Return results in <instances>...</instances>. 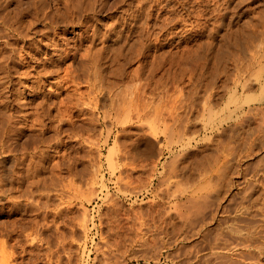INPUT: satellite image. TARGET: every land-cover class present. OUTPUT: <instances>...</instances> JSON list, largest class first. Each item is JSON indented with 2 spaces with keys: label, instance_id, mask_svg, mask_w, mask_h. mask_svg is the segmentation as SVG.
<instances>
[{
  "label": "rangeland",
  "instance_id": "obj_1",
  "mask_svg": "<svg viewBox=\"0 0 264 264\" xmlns=\"http://www.w3.org/2000/svg\"><path fill=\"white\" fill-rule=\"evenodd\" d=\"M30 2L31 0H0V15L8 14L12 21L13 19L18 20L25 12V8L31 4ZM27 3L28 5H26ZM54 7L50 8L51 14L57 13L56 7L61 8L55 16L59 23H62L63 29L66 28V34L60 31V37L66 42L68 40L69 44L73 46L80 39L82 31L79 27L74 26L75 24L66 22L65 19L59 17L65 12L61 6H56V10ZM149 23L150 31L144 29L143 32L139 29L143 36L149 37V42L146 41L151 45L149 54L134 57L135 54H129L127 51L124 52L126 57L117 55V57L119 56L117 58V77L111 75L112 67H106V70L103 68L107 84L108 81L115 83L112 88L113 94H115L112 96L114 98L117 96L115 98V103L118 104L117 121L113 120L112 123L108 121L105 126H98L96 132H93L92 125L87 122L83 127L75 129L74 132L79 134L72 133L67 137L66 134H63L64 140L69 141L67 149L53 147L52 160L48 162L51 165L54 163L60 165L61 162H64L63 157L67 150L68 157H71L68 164H73L72 172L66 170L69 167L67 164H64L65 166L61 164V171V167L53 170L54 177L58 178L55 179L57 180L55 182L58 183H55L57 187L55 186L49 192V200L40 196L41 191L28 201L22 199L23 207L20 210L16 209L13 197L20 199V193L27 191V187L30 189V181H23L22 184L17 183L13 187L16 191L13 193L14 195L8 192L6 196L3 195L0 198V260L3 264L7 261L10 264H106L107 260V262H113L112 264H264V114L260 111L258 113L252 111L254 115L248 112L250 108H264V105H260L258 102L264 97V80L258 75L264 66V59L261 61V58L258 57L264 54V0H164L163 3L154 6L153 17ZM159 24L160 27H158ZM246 26L251 27L250 31L258 34L259 38L256 37L255 40L248 41L243 52L236 51L237 55L234 57L230 58L226 55L227 60L224 59L226 61L220 60L217 53L222 50L223 43H225L222 40L224 34L231 30L233 32L243 31ZM93 27L95 28V26ZM93 27L91 29H94ZM91 29H89V34L93 33ZM135 30L130 28L129 32H131L128 34L131 35L127 37L128 39L124 37L121 41H117V44H124L125 40L127 43L135 42L137 40ZM5 35L4 39L0 38V41L5 38L7 40L9 38L11 42L15 40L12 35L8 36L7 33ZM90 41L91 39L88 42L83 41V47L75 61L70 59L62 66L60 77L65 75L63 71L67 65L77 66L79 60L82 59L81 55L86 54L84 50L90 45ZM2 47L4 46L0 44V49ZM8 48L10 49L7 52L9 55L12 48L11 46ZM15 48L16 56L13 59L14 62H17L20 57V51H18L20 46ZM190 49L196 51L190 55ZM197 51L198 53H196ZM2 54H0L1 61L3 60L2 56L7 55ZM42 56L44 55L39 56L41 60L44 58ZM252 57H256L255 60L253 59L254 62ZM1 61L0 67L2 64L4 66ZM9 63L12 69L9 73L12 78L10 76L9 78L15 85L13 102L20 98L21 106L19 107L25 110L27 104L34 100L30 88L31 82L34 80L32 75L35 72L28 70L31 68L28 64L14 68L10 59ZM261 64L263 65L261 66ZM180 65L185 66L181 67ZM223 68L225 69L223 70ZM4 71L3 73L0 71V75L3 74L5 77ZM25 72L29 73L31 77ZM25 75L27 76L25 77ZM238 75L239 78L241 77L240 79L242 76L251 79L252 82L249 83L248 88H243V85L237 80ZM252 75L254 76L252 77ZM22 76L24 77L21 78ZM26 78L27 80H25ZM55 80H59V78L49 77L45 80V93L47 91L51 94L53 91L52 95H54L51 96L50 101L60 99L56 97L60 95V90L57 85L54 86ZM21 81L22 83H20ZM0 85V96L2 97L4 94L2 92L8 85L5 83ZM82 85L85 87V89L82 88V92H88V84L83 82ZM29 86L30 88H28ZM105 86L107 85L105 84ZM224 91L226 92L224 93ZM142 92L146 93L143 95ZM62 95L65 94H61V97H63ZM136 96L139 98L140 104L148 101L152 112L162 106L165 109L164 116L168 115L171 109L174 112L177 111L182 118V124L179 126L181 132L184 133L185 123L189 124H187L189 131L186 133L185 130L186 134H173L170 128L169 133L159 136V140L157 139L159 142L155 141L152 153L148 151L143 142L139 144L138 150L136 140L141 134L146 132L148 138L153 139L154 136L149 128L153 126L156 115L152 113L153 120L148 117V119L145 118V121L142 120L143 123L138 121L135 114H130L131 111L128 109L135 108V106L131 108L130 105L131 103L136 104V101L133 100ZM107 99L108 96L102 100L103 103H106ZM244 99L246 101L243 102ZM249 101L250 104H247ZM36 102H41V99H36L33 105L37 104ZM33 105L30 106L33 107ZM30 106L29 108H31ZM201 106L205 109L203 110ZM242 106H245V110L240 109ZM120 107L122 108L120 109ZM0 110H2L1 105ZM245 111L246 114H244ZM128 112L129 114H127ZM53 113L55 114V112ZM53 113L51 114L54 115ZM169 116H166L167 123L171 127L174 124L172 117ZM124 118L126 119L124 120ZM149 121H151V125ZM84 129L88 132L82 133ZM26 132L20 134V137L16 136V139L14 137L15 140H13L17 143L20 151L24 149L23 147H29L31 150L36 135L39 134L38 132ZM169 134L173 138L172 140ZM51 136H54L52 132L43 134L46 139ZM79 142L81 144H78ZM53 143L54 141L51 146ZM112 147H114L113 150ZM160 151L163 156L158 160ZM208 158L209 160H207ZM79 159H82L81 163ZM112 160L114 161L113 166ZM7 167L9 164L6 165ZM114 167L115 169H113ZM51 171L52 169L45 171L41 176L44 178L41 179L49 181ZM80 177L83 179L80 180ZM10 187L7 186L6 189ZM199 189H201L200 192ZM192 197L193 199H190ZM36 200L37 202H35ZM198 204L200 207L197 206ZM211 217H213L212 220ZM5 253L7 256L4 255ZM206 259L207 261H204Z\"/></svg>",
  "mask_w": 264,
  "mask_h": 264
},
{
  "label": "bare ground",
  "instance_id": "obj_2",
  "mask_svg": "<svg viewBox=\"0 0 264 264\" xmlns=\"http://www.w3.org/2000/svg\"><path fill=\"white\" fill-rule=\"evenodd\" d=\"M153 1V2H152ZM164 1V0H163ZM162 0H31V4L25 8V12L21 14L20 19H13V21L9 18L10 16L7 15H0V38L5 37V33L9 35H12L15 40L11 42V40L8 38V40L5 38V40L0 41V44L3 45L2 49H0V54L5 55L10 50L8 47L11 46V54H7L6 56H2V59L0 60L1 63H4V66L0 67V71L3 73V71L6 73L5 77L2 75V80L0 84H7L4 88V93L2 97L0 96V105L2 107V110H0V198L4 195L6 196L9 192L10 194L14 195L13 193H16L14 190V186L18 183L22 184L23 181H30V189L28 186V183L26 184L28 190L25 192L20 193V199L17 197L13 200V203L16 207V209H21L23 207V201L22 199H25L28 201V199L33 198L36 194H39L41 191L40 196L46 197L47 200L50 199V193L51 190L57 185L58 182H55L58 179L54 177L55 172L54 169H60L61 164L65 166L64 164H67L69 167L66 168L68 172H72L71 164H68L70 162V158L68 157V151L66 150L64 154H66L63 158L64 162L59 164L51 165L49 164L52 160V151L53 147H59V148H65L67 149V146L69 144V141L66 142L64 140V135L66 134V137L69 136L68 134H79L78 132H74L75 129L83 127L85 123L89 122V125H92L93 132L97 130V127H103L107 124V122H113V120L117 121V105L115 103V98L117 96H112L113 94V84L111 81H106L103 68L106 67H112L111 68V75L113 77H117V58L119 56H125L126 53L129 52V54L134 55V57H139L141 55H147L148 52L151 50V45L147 44L146 41L149 42L148 36H143V34L140 32V30L149 29V22L151 21V18L153 17V11L154 6L157 4L163 3ZM240 1V0H239ZM220 2V1H219ZM153 3V4H152ZM169 3V2H168ZM2 4V3H1ZM25 4V3H24ZM21 5V4H20ZM28 5V3L26 4ZM165 5V4H163ZM51 6H61L65 12L61 14L59 17L61 19H65L66 22H71L72 24H75L74 26H77L80 28V39L78 42H75L72 46L70 45L68 40L67 42L64 41L60 37V33L63 32V34H66V28L63 29V26L59 23L57 17L55 15L58 14L59 10L61 8H57V13L54 15L51 14ZM21 7V6H20ZM54 7V8H55ZM161 7V6H160ZM22 8V7H21ZM55 8V10H56ZM162 8V7H161ZM160 8V9H161ZM164 8V6H163ZM175 8V6H174ZM263 8V7H262ZM18 9V8H17ZM158 9V10H160ZM54 10V11H55ZM163 10V9H162ZM234 10V9H233ZM226 11V10H225ZM159 12V11H158ZM157 12V15H159ZM216 12V11H215ZM4 13V12H2ZM8 13V12H7ZM179 14V13H178ZM236 15V14H234ZM9 16V17H8ZM179 16V15H178ZM177 16V17H178ZM182 16V15H181ZM20 17V16H19ZM161 17V16H160ZM160 17H158L160 19ZM164 17V16H163ZM187 18V16H185ZM254 17V16H253ZM17 18V17H16ZM154 18H156L154 16ZM157 18V19H158ZM199 18V17H198ZM202 18V17H201ZM178 19V18H177ZM176 19V20H177ZM259 19V18H258ZM162 20V19H161ZM164 20V19H163ZM166 20V19H165ZM180 20V19H179ZM157 22V21H156ZM171 22V21H170ZM181 22V21H180ZM262 22V21H261ZM159 23V22H158ZM156 23V24H158ZM161 23V22H160ZM191 23V22H190ZM155 24V23H154ZM163 24V23H162ZM161 24V25H162ZM68 25V24H67ZM66 25V26H67ZM222 25V24H221ZM95 26V28L93 27ZM164 26V24H163ZM250 26V25H249ZM246 26V28L243 31H232L229 33L224 34V38L222 40L225 41L223 43L222 50L218 52V56L223 61H226L227 59L225 56L228 57H234L237 55L236 51H241L246 48V43L248 41H253L256 39L257 35L254 33V31H250L251 27ZM93 27L94 29H91ZM139 27V28H138ZM155 27H157L155 25ZM160 27V24L159 26ZM165 27V26H164ZM40 28V29H39ZM134 30V32L137 37V40L133 43H127L125 40L124 44H117V41H121L124 39V37H129L131 34H128L129 30ZM222 28V26H221ZM63 29V30H62ZM89 29L93 33L89 34ZM140 29V30H139ZM185 29V28H184ZM232 29V28H231ZM183 30V29H181ZM204 30V29H203ZM234 30V29H233ZM241 30V29H240ZM61 31V32H60ZM147 31V30H146ZM150 31V29L148 30ZM147 31V32H148ZM180 31V30H179ZM257 31V30H256ZM131 32V31H130ZM129 32V33H130ZM146 32V33H147ZM152 32V31H151ZM186 32V31H185ZM225 32V31H224ZM228 32V31H227ZM159 33V32H158ZM170 33V32H169ZM259 33V32H258ZM155 34V33H154ZM160 34V33H159ZM171 34V33H170ZM260 34V33H259ZM5 35V36H4ZM155 36V35H154ZM260 36V35H259ZM11 37V38H13ZM146 37V38H145ZM172 37V36H171ZM210 37V36H209ZM158 39V36L156 37ZM259 37H257L258 39ZM4 39V38H3ZM76 39V38H75ZM91 39L90 45L85 48L84 51H86L85 55H81V58L79 62L77 63V66L75 67L74 64L72 65H65L66 69L64 68L65 75L60 77V74L62 73V66L69 61L70 59H74V61L77 59L79 55V51L83 47V41L88 42V40ZM128 39V38H127ZM152 39V38H151ZM1 40V39H0ZM77 40V39H76ZM185 40V39H184ZM124 41V40H123ZM170 42V41H169ZM198 44V43H197ZM205 44V43H204ZM20 46V48H19ZM98 46V47H97ZM248 46V45H247ZM18 47L20 51V57L19 61L14 62L13 57L16 56V48ZM187 47V45H186ZM202 47V45H201ZM255 47V46H254ZM258 47V46H257ZM176 48V47H175ZM9 49V50H8ZM36 49V51H35ZM178 49V48H177ZM184 49V48H183ZM192 49V48H191ZM189 51V54L193 53L191 50ZM188 50V49H185ZM248 50V49H247ZM253 50V49H252ZM264 50V49H263ZM4 51V52H3ZM175 51V50H173ZM181 51V50H180ZM199 51V50H198ZM198 51L196 53H198ZM156 52V51H155ZM163 52V51H161ZM177 52V51H176ZM217 52V51H216ZM252 52V51H251ZM84 53V52H83ZM82 54V53H81ZM159 54V53H158ZM186 54H188L186 52ZM252 54V53H251ZM44 55L42 57V60L39 58V56ZM117 55H119L117 57ZM154 55V54H153ZM264 55V54H263ZM258 56L261 61L264 59V56ZM1 56V55H0ZM162 56V54H161ZM182 56V54H181ZM184 56V55H183ZM187 56V55H186ZM198 56V55H197ZM25 57V58H24ZM126 57V56H125ZM80 58V57H79ZM131 58V55H130ZM146 58V57H145ZM156 58V57H155ZM188 58V57H187ZM204 58V57H203ZM207 58V57H206ZM217 59L218 57H214ZM1 59V58H0ZM10 62L13 64L12 67H20V65L28 64L31 68L28 70H31L34 73L32 75V78L34 79L28 88L32 89L33 92V102H29L27 104V109H22L20 98L14 100L13 102V96H15L14 93V84L11 82L9 75L10 71L12 69L10 68ZM17 59V58H16ZM15 59V60H16ZM124 59V58H123ZM126 59V58H125ZM135 59V58H133ZM176 59V58H175ZM184 59V58H182ZM189 59V58H188ZM198 59V58H197ZM197 59H195L197 61ZM210 59V58H209ZM226 59V60H224ZM256 57H252V61ZM28 60V61H27ZM132 60V59H131ZM130 60V62H131ZM169 60V59H168ZM172 60V59H171ZM181 60V58H179ZM194 60V61H195ZM202 60V59H201ZM214 60V59H213ZM128 61V60H127ZM135 61V60H134ZM147 61V60H146ZM152 61V59H151ZM158 61V60H157ZM156 61V62H157ZM177 61V60H176ZM189 61V60H188ZM200 61V60H198ZM207 61H209L207 59ZM231 61V60H230ZM77 62V61H76ZM160 62V61H159ZM192 62V61H191ZM190 62V63H191ZM202 62V61H201ZM200 62V63H201ZM204 62V61H203ZM206 62V61H205ZM232 62V61H231ZM236 62V60H235ZM256 62V61H255ZM259 62V60H258ZM75 63V62H74ZM123 63V62H122ZM194 63V62H193ZM209 63V62H208ZM237 63V62H236ZM250 63V62H249ZM126 64V62H125ZM147 64V63H146ZM152 64V63H151ZM163 64V63H162ZM192 64V63H191ZM195 64V63H194ZM198 64V63H197ZM196 64V65H197ZM212 64V63H211ZM218 64H220L218 62ZM222 64V63H221ZM240 64V63H238ZM252 64V62L250 63ZM264 64V63H263ZM261 64V66L263 65ZM175 65V64H174ZM188 65V64H187ZM186 65V66H187ZM200 65V64H199ZM202 65V63H201ZM206 65V63H205ZM214 65V64H213ZM105 66V67H104ZM165 66V65H164ZM181 66V65H180ZM185 66V65H182ZM181 66V67H182ZM195 66V65H194ZM223 66V65H221ZM241 66V65H240ZM246 66V65H245ZM115 67V68H114ZM155 67V66H154ZM153 67V69H154ZM207 67V66H205ZM252 67V66H251ZM13 68V69H14ZM208 68V67H207ZM213 68V67H212ZM248 68V67H247ZM186 69V68H185ZM191 67L189 68V70ZM197 69V68H196ZM195 69V70H196ZM225 68H223L224 70ZM250 69V68H249ZM261 69V68H260ZM243 70V69H242ZM16 71V70H15ZM141 71V70H140ZM158 71V70H157ZM188 71V70H187ZM193 71V70H191ZM229 71V70H228ZM252 71V70H251ZM256 71V70H255ZM258 71V70H257ZM30 72V71H29ZM153 72V70H152ZM168 72V71H167ZM166 72V73H167ZM181 72V71H180ZM179 72V73H180ZM190 72V71H189ZM201 72V71H200ZM210 72V71H209ZM217 72V71H216ZM224 72V71H223ZM230 72V71H229ZM234 72V71H233ZM253 72V71H252ZM259 72V71H258ZM259 78L264 80V66L262 70H260ZM4 73V74H5ZM26 73V72H25ZM32 73V72H31ZM109 73V72H108ZM139 73V72H138ZM192 73V72H191ZM190 73V75H191ZM240 73V72H239ZM24 74V73H23ZM27 74V73H26ZM119 74V73H118ZM125 74V73H124ZM155 74V73H154ZM201 74V73H200ZM199 74V75H200ZM231 74V72H230ZM233 74V73H232ZM0 75V76H1ZM29 75V73L27 74ZM25 75V77L27 76ZM120 75V74H119ZM180 75V74H179ZM189 75V74H188ZM194 75V74H193ZM249 75V74H248ZM256 75V74H255ZM30 76V75H29ZM109 76V75H108ZM174 76V75H173ZM177 76V75H176ZM202 76V75H201ZM220 76V75H218ZM242 76V75H241ZM254 75H252L253 77ZM22 76L21 78H23ZM31 77V76H30ZM49 77H56L59 78V80L54 81V86L57 85L58 89L60 90V95L56 96L58 100L54 99V101H50L51 94H49L47 91L45 93V83ZM181 77V76H180ZM183 77V76H182ZM181 77V78H182ZM189 77V76H188ZM239 82L243 85V88H248L251 84V79H242L239 78V75L237 76ZM249 77V76H248ZM251 77V76H250ZM249 77V78H250ZM12 78V77H11ZM29 78V79H32ZM93 78V80H92ZM202 78V77H201ZM257 78V77H256ZM20 79V78H19ZM159 79V78H158ZM157 79V80H158ZM260 79V81H262ZM27 80V78L25 79ZM177 80V79H176ZM182 80V79H180ZM197 80V79H196ZM236 80V81H237ZM245 80V81H244ZM259 80V79H258ZM4 81V82H3ZM167 81V80H166ZM173 81V80H172ZM195 81V80H194ZM199 81V80H198ZM226 81V80H225ZM228 81V80H227ZM259 81V82H260ZM84 83L88 84L89 90L88 92L83 93L82 88ZM93 82V83H92ZM158 82V81H156ZM161 82V81H160ZM159 82V83H160ZM238 82V81H237ZM238 82V83H239ZM22 83V81L20 82ZM173 83V82H172ZM175 83V82H174ZM197 83V82H196ZM199 83V82H198ZM204 83V82H203ZM250 83V84H249ZM52 84V85H53ZM105 84L107 86H105ZM117 84V83H116ZM192 84V82H191ZM195 84V83H194ZM4 85V86H5ZM162 85V83H161ZM188 85V84H187ZM264 85V83H263ZM1 86V85H0ZM51 86V85H50ZM53 86V87H54ZM56 86V87H57ZM86 86V85H85ZM158 86V85H157ZM169 86V85H167ZM201 86V85H200ZM256 86V85H255ZM27 87V86H26ZM117 87V86H116ZM145 87V86H144ZM150 87V86H149ZM156 87V86H155ZM175 87V86H174ZM197 87V86H196ZM214 87V86H213ZM50 88V87H49ZM108 88V89H107ZM141 88V87H140ZM139 88V89H140ZM182 88V87H181ZM199 88V87H198ZM237 88V87H236ZM85 89V87H84ZM143 89V88H142ZM141 89V90H142ZM153 89V88H152ZM157 89V88H156ZM160 89V87H159ZM189 89V88H188ZM203 89V88H202ZM218 89V88H217ZM167 90V89H166ZM177 90V89H176ZM180 90V88H179ZM178 90V91H179ZM227 90V89H226ZM2 91V90H1ZM137 91V90H136ZM144 91V89H143ZM158 91V90H157ZM201 91V90H200ZM219 91V90H218ZM120 92V91H119ZM126 92V91H124ZM153 92V91H152ZM156 92V91H155ZM154 92V93H155ZM163 92V91H162ZM181 92V91H180ZM194 92V91H193ZM204 92V91H203ZM223 92V91H222ZM226 91H224L225 93ZM1 93V92H0ZM63 97H61V94ZM128 93V92H127ZM126 93V94H127ZM144 92H142L143 94ZM146 93V92H145ZM144 93V94H145ZM160 93V92H159ZM196 93V92H195ZM223 93V94H224ZM120 94V93H119ZM140 94V93H139ZM143 94V95H144ZM153 94V93H152ZM175 94V93H174ZM208 94V93H207ZM218 94V93H217ZM122 95V94H121ZM130 95V94H129ZM161 95V94H160ZM170 95V94H169ZM178 95V94H177ZM176 95V97H177ZM184 95V94H183ZM182 95V96H183ZM196 95V94H195ZM108 96L107 102L103 103V99ZM152 96V95H151ZM150 96V97H151ZM180 97V99L182 98ZM206 96V95H205ZM50 97V98H49ZM122 97V96H121ZM139 97V96H138ZM141 97V96H140ZM143 97V96H142ZM141 97V98H142ZM174 97V96H173ZM222 97V96H221ZM216 98V97H215ZM219 98V97H218ZM232 98V97H231ZM230 98V99H231ZM36 99H41V102L34 104ZM53 99V98H52ZM120 99V98H119ZM122 99H124L122 97ZM136 99V100H135ZM133 99L136 101V104L131 103L130 107L133 108V110L128 109L131 111L130 114H135L138 121L143 122L145 121V118L152 119V113L156 115L154 117L156 120L153 122V126H151L149 129L151 131V134H153V139L148 138L146 132L144 134H141L139 136V139L137 141V147L139 150V144L143 142V144L146 145L148 151L152 153L153 148L155 147V141L157 142L159 140V136L167 134V132L172 129L173 134H186L187 131H189V128L187 127L188 123H185V126L182 133L179 126L182 124V118L180 116V113L178 114L177 111L174 112L173 109L169 110V117H172L173 119V126L170 127L169 123H167V117L168 115L164 116L165 109L157 108L155 112H152L151 105L147 101L145 103L140 104L139 98ZM162 99V98H161ZM174 99V98H173ZM176 99V98H175ZM187 99V97H186ZM192 99V98H191ZM56 100V101H55ZM121 100V99H120ZM157 100V99H156ZM171 100V99H170ZM169 100V101H170ZM253 100V99H252ZM23 102V100H21ZM39 101V100H38ZM132 101V102H134ZM151 101V100H150ZM166 101V100H165ZM246 101L245 99L243 102ZM131 102V101H130ZM129 102V103H130ZM174 102V101H173ZM179 102V101H178ZM194 102V101H193ZM260 102V105H264V97L258 100ZM100 103V105H99ZM157 103V102H155ZM168 103V102H167ZM195 103V102H194ZM203 103V102H202ZM230 103V102H229ZM102 104V105H101ZM162 104V103H161ZM183 104V103H182ZM206 104V103H205ZM250 104V101L247 103ZM30 105H33L30 106ZM123 105V104H122ZM159 105V104H158ZM29 106L31 108H29ZM154 106V105H153ZM157 106V105H156ZM174 106V105H172ZM200 106V105H199ZM204 106V105H203ZM128 107V106H127ZM129 107V108H130ZM187 107V106H186ZM190 107V106H189ZM193 107V106H192ZM245 106H242V110H245ZM21 108V109H20ZM26 108V107H25ZM122 107H120L121 109ZM155 108V107H154ZM165 108V107H164ZM180 108V106H179ZM202 108V106H201ZM228 108V107H227ZM250 108V107H249ZM248 108V109H249ZM119 109V108H118ZM182 109V108H181ZM193 110V108H191ZM190 109V110H191ZM203 109V108H202ZM205 109V108H204ZM203 109V110H204ZM125 110V109H124ZM176 110V109H175ZM123 111V110H122ZM167 111V110H166ZM202 111V110H201ZM254 111H260L264 114V108L260 109L257 108H250L249 113L254 115ZM55 112V114L53 113ZM124 112V111H123ZM187 112V111H186ZM210 112V111H208ZM212 112V111H211ZM53 113L54 115H52ZM121 113V112H120ZM125 113V112H124ZM184 113V112H183ZM129 114V112L127 113ZM126 114V117H127ZM167 114V112H166ZM188 114V113H187ZM232 114V113H230ZM246 114V111L245 113ZM260 114V113H259ZM189 115V114H188ZM133 116V115H132ZM246 117V115H244ZM249 116V115H248ZM262 116V115H261ZM120 117V116H119ZM129 117V115H128ZM131 117V116H130ZM188 117V116H187ZM227 117V116H226ZM250 117V116H249ZM248 117V118H249ZM123 118V117H121ZM199 118V117H198ZM236 118H238L236 116ZM251 118V117H250ZM256 118V117H255ZM126 118H124L125 120ZM130 119V118H129ZM133 119V118H132ZM247 119V118H246ZM120 120V119H119ZM153 120V119H152ZM187 120V118H186ZM194 120V119H193ZM226 120V119H225ZM243 120V119H242ZM132 121V120H131ZM147 121V120H146ZM245 121V120H244ZM264 121V119H263ZM121 122V120H120ZM124 122V121H123ZM127 122V121H126ZM130 122V121H129ZM151 121H149L150 123ZM190 122V121H188ZM200 122V121H199ZM80 123V124H79ZM115 123V122H114ZM144 123V122H143ZM146 123V122H145ZM121 124V123H120ZM205 124V123H204ZM241 124V123H240ZM116 125V124H115ZM151 125V123H150ZM177 125V126H175ZM189 125V124H188ZM257 125V124H256ZM142 126V125H141ZM147 126V124H146ZM175 126V127H174ZM261 126V125H260ZM66 127V128H65ZM87 127V126H86ZM92 127L90 129L92 130ZM112 127V126H111ZM204 127V126H203ZM136 128V127H135ZM110 130V128H109ZM145 130V128H144ZM147 130V129H146ZM186 130V133H185ZM196 130V129H195ZM31 131V133H39L36 135V140L33 142L32 149L29 150V147H21L23 150L20 151L18 148V145L15 141L16 136L20 137V134ZM98 131V130H97ZM123 131V130H122ZM191 131V130H190ZM53 133L54 136H51L49 139L47 137L44 138L43 134L47 133ZM83 132H88V130H82ZM90 132V130H89ZM102 132V131H101ZM108 132V131H107ZM140 132V131H139ZM138 132V133H139ZM143 132V131H142ZM149 132V131H148ZM147 132V133H148ZM170 132V133H171ZM27 133V132H26ZM122 133V132H121ZM137 133V132H136ZM169 133V132H168ZM171 133V134H172ZM262 133V131H261ZM86 134V133H85ZM88 134V133H87ZM109 134V133H108ZM253 134V133H252ZM263 134V133H262ZM63 135V136H62ZM81 135V134H80ZM170 135V134H169ZM30 136V135H29ZM82 136V135H81ZM195 136V135H194ZM15 137V139H14ZM27 137V136H26ZM33 137V136H32ZM169 137V136H168ZM171 137V135H170ZM182 137V136H181ZM258 137V136H257ZM259 138V137H258ZM90 139V138H89ZM158 139V140H157ZM173 139L172 137L170 138ZM31 140V139H30ZM52 140V141H51ZM178 140V139H177ZM181 140V139H180ZM54 141L53 145L51 146L52 142ZM95 141V140H94ZM116 141V140H115ZM174 141V140H173ZM204 142V140H202ZM258 142V140H256ZM86 142V141H85ZM119 142V141H118ZM159 142V141H158ZM71 143V142H70ZM96 143V142H95ZM189 143V142H188ZM23 144V143H22ZM78 144H81L80 142ZM88 144V143H86ZM161 144V143H160ZM251 144V143H250ZM124 145V144H123ZM23 146V145H22ZM187 146V145H186ZM254 146V145H253ZM160 147V146H159ZM31 148V147H30ZM114 147H112L113 150ZM117 148V147H116ZM194 148V147H193ZM252 148V147H251ZM92 149V148H91ZM96 149V148H95ZM99 149V148H98ZM144 149V148H143ZM253 149V148H252ZM69 150V149H68ZM83 150V149H82ZM115 150V149H114ZM142 150V149H141ZM204 150V149H203ZM86 151V150H85ZM94 151V150H93ZM111 151V149H110ZM147 151V152H148ZM145 152V151H143ZM170 152V151H169ZM197 152V151H196ZM116 153V152H115ZM125 153V152H124ZM161 153V154H160ZM160 155L157 157V159H161L163 156V153L160 151ZM93 154V153H92ZM101 154V153H99ZM149 154V153H148ZM63 155V154H62ZM85 155V154H84ZM55 156V155H54ZM88 156V155H86ZM86 156H84L86 158ZM113 156V155H112ZM125 156V155H124ZM133 156V155H132ZM178 156V155H177ZM83 157V156H82ZM126 158V157H125ZM62 159V158H61ZM121 159V157H120ZM134 159V158H133ZM62 160V161H63ZM94 160V159H93ZM97 160V159H96ZM140 160V159H139ZM174 160V158H173ZM209 160V158L207 159ZM54 161V160H53ZM58 161V160H57ZM80 163L82 159H79ZM133 161V160H132ZM157 161V160H156ZM191 161V160H190ZM193 161V160H192ZM75 162V161H74ZM96 162V161H95ZM98 162V161H97ZM113 160H112V166H113ZM144 162V161H143ZM211 162V161H210ZM209 163V162H208ZM212 163V162H211ZM209 163V164H211ZM9 164V167L6 168V165ZM49 164V166H47ZM116 164V163H115ZM114 164V165H115ZM132 164V163H131ZM134 164V163H133ZM141 164V163H140ZM196 164V163H195ZM92 165V162H91ZM174 165V164H172ZM205 165V164H204ZM207 165V164H206ZM83 166V165H82ZM153 166V165H152ZM188 166V164H187ZM23 167V168H22ZM95 167V166H94ZM116 167V166H115ZM115 167L113 169H115ZM125 167V166H124ZM154 167V166H153ZM174 167V166H173ZM176 167V166H175ZM203 167V166H202ZM217 167V166H216ZM86 168V167H85ZM89 168V167H88ZM100 168V165H99ZM198 168V167H197ZM52 169L50 172L49 181H43L41 177L45 173V171H48ZM122 169V168H121ZM175 169V168H174ZM62 170V167L60 171ZM98 170V169H96ZM185 170V169H184ZM202 170V169H201ZM210 170V169H209ZM218 170V169H217ZM22 173H21V172ZM59 171V172H60ZM173 171V170H172ZM176 171V169H175ZM199 171V170H198ZM57 172V170H56ZM87 172V171H86ZM121 172V171H120ZM167 172V171H166ZM171 172V171H170ZM169 172V173H170ZM174 172V171H173ZM196 172V171H195ZM58 173V172H57ZM56 173V175H57ZM208 173V172H207ZM168 174V173H167ZM175 174V173H174ZM177 174V173H176ZM189 174V173H188ZM205 174V173H204ZM47 175V174H46ZM86 175V174H85ZM88 175V173H87ZM123 175V174H122ZM180 175V174H179ZM207 175V174H206ZM175 176V175H174ZM203 176V175H202ZM46 177V176H45ZM83 177V176H82ZM164 177V176H163ZM170 178V177H169ZM173 178V177H172ZM181 178V177H180ZM204 178V177H203ZM83 179V178H82ZM80 177V180H82ZM96 179V178H94ZM98 179V178H97ZM124 179V178H123ZM69 180V179H68ZM76 180V179H75ZM92 180V179H90ZM122 180V179H121ZM184 180V179H183ZM50 184H48V183ZM90 182V181H89ZM25 183V182H24ZM80 183V182H78ZM66 184V183H65ZM152 184V183H151ZM191 184V183H190ZM29 185V186H30ZM81 185V183H80ZM85 185V184H84ZM195 185V184H194ZM7 186H11L10 188L6 189ZM22 186V185H21ZM61 186V185H60ZM70 186V185H68ZM202 186V185H199ZM62 187V186H61ZM204 187V186H203ZM205 187H207L205 185ZM65 188V187H64ZM81 188V187H79ZM155 188V187H154ZM25 189V188H24ZM196 189V188H195ZM252 189V188H251ZM17 190V189H16ZM57 190V189H56ZM71 190V189H70ZM192 190V188H191ZM201 189H199L200 192ZM84 191V189H83ZM157 191V190H156ZM194 191V190H193ZM160 192V191H159ZM187 192V190H186ZM185 192V193H186ZM49 193V194H48ZM195 193V192H194ZM63 195V194H61ZM191 195V194H190ZM54 196V195H53ZM170 196V195H169ZM198 196V195H197ZM205 196V195H204ZM207 196V195H206ZM61 197V196H60ZM64 197V196H63ZM208 197V196H207ZM11 198V197H10ZM17 198V199H16ZM53 198V197H52ZM55 198V197H54ZM70 198V197H69ZM68 198V199H69ZM264 198V197H263ZM190 199H193L190 198ZM197 199V198H196ZM11 200V199H10ZM38 200V199H37ZM37 200L35 202H37ZM70 200V199H69ZM186 200V199H185ZM195 200V199H194ZM203 200V198H202ZM3 201V200H2ZM44 201V200H43ZM198 201V200H197ZM4 202V201H3ZM10 202V201H9ZM32 202V201H31ZM34 202V201H33ZM48 202V201H47ZM46 202V203H47ZM55 202V201H54ZM70 202V201H69ZM204 202V201H203ZM27 203V202H26ZM49 203V202H48ZM47 203V204H48ZM57 203V201H56ZM66 203V202H65ZM192 204V203H191ZM205 204V203H204ZM45 205V204H44ZM61 205V204H60ZM59 205V206H60ZM194 205V204H193ZM192 205V206H193ZM47 206V205H46ZM62 206V205H61ZM197 206L200 207L198 204ZM263 206V205H262ZM14 207V208H15ZM45 207V206H43ZM51 207V206H50ZM63 207V206H62ZM190 207V206H189ZM41 208V207H40ZM47 208V207H46ZM49 208V207H48ZM47 208V209H48ZM194 208V207H193ZM192 208V209H193ZM207 208V206H206ZM241 208V207H240ZM187 209V208H186ZM34 210V209H33ZM58 210V209H57ZM199 210V209H198ZM163 211V210H162ZM192 211V210H190ZM197 211V210H196ZM195 211V212H196ZM201 211V210H200ZM264 211V210H263ZM28 212V211H27ZM37 212V211H36ZM45 212V211H44ZM198 212V211H197ZM23 213V212H21ZM34 213V212H33ZM50 213V210H49ZM184 213V212H181ZM187 213V212H186ZM201 213V212H200ZM215 213V212H214ZM213 214V213H212ZM230 214V213H229ZM202 215V214H201ZM232 215V213H231ZM165 216V215H164ZM187 216V215H185ZM197 216V215H196ZM200 216V215H198ZM213 216V215H212ZM216 216V215H215ZM242 216V215H241ZM193 217V216H192ZM264 217V216H263ZM163 218V215H162ZM186 218V217H185ZM189 218V217H188ZM213 217H211L212 220ZM20 219V218H19ZM25 219V218H24ZM200 219V217H199ZM210 219V218H209ZM43 220V219H42ZM164 220V219H163ZM186 220V219H185ZM84 222V220H82ZM81 221V222H82ZM208 221V220H207ZM206 221V222H207ZM205 222V223H206ZM26 223V222H25ZM173 223V222H172ZM181 223V222H180ZM84 224V223H83ZM170 224V223H169ZM197 224V223H196ZM232 225V224H231ZM9 226V225H8ZM146 226V225H145ZM166 226V225H165ZM180 226V225H179ZM178 226V227H179ZM200 226V225H199ZM204 226V225H203ZM221 226V225H220ZM246 226V225H245ZM255 226V225H254ZM15 227V226H14ZM169 227V226H168ZM193 227V226H192ZM236 227V226H235ZM247 227V226H246ZM256 227V226H255ZM12 228V227H11ZM28 228V227H27ZM173 228V227H172ZM200 228V227H199ZM8 229V228H7ZM21 229V228H20ZM150 229V228H149ZM157 229V228H156ZM181 229V227H180ZM1 230V229H0ZM13 230V229H12ZM31 230V229H30ZM237 230V229H236ZM6 231V230H5ZM32 231V230H31ZM180 231V230H179ZM178 231V232H179ZM213 231V230H212ZM148 232V231H146ZM217 232V231H216ZM20 233V232H19ZM36 233V232H35ZM175 233V232H174ZM196 233V232H195ZM18 234V232H17ZM22 234V233H21ZM169 234V233H168ZM202 234V233H201ZM263 234V233H262ZM139 235V234H138ZM161 235V234H160ZM221 235V234H220ZM141 236V235H140ZM157 236V235H156ZM32 237V236H31ZM243 237V236H242ZM34 238V237H33ZM221 238V237H220ZM254 238V237H253ZM201 239V238H200ZM37 240V239H36ZM41 240V239H40ZM65 240V239H63ZM191 240V239H190ZM211 240V239H210ZM62 241V240H61ZM253 241V240H250ZM249 241V242H250ZM63 242V241H62ZM66 242V241H65ZM231 242V241H230ZM243 242V241H242ZM72 243V242H71ZM159 243V242H158ZM214 243V242H213ZM232 243V242H231ZM239 243V242H237ZM2 244V243H1ZM50 244V243H49ZM64 244V243H63ZM176 244V243H175ZM216 244V243H215ZM247 244V243H246ZM245 244V245H246ZM65 245V244H64ZM170 245V244H169ZM253 245V244H252ZM5 246V244H4ZM119 246V245H118ZM223 246V245H222ZM232 246V245H231ZM248 246V245H247ZM137 247V246H136ZM181 248V247H180ZM257 248V246H256ZM2 249V248H1ZM253 249V248H252ZM223 250V249H222ZM192 251V250H191ZM201 251V250H200ZM5 252V251H4ZM181 252V251H180ZM186 252V251H185ZM244 252V251H243ZM242 252V253H243ZM3 253V252H2ZM24 253V252H23ZM37 253V252H36ZM40 253V251H39ZM169 253V252H168ZM12 254V253H11ZM183 254V253H182ZM3 255V254H2ZM6 255V253L4 254ZM110 255V253H109ZM218 255V254H217ZM240 255V254H239ZM7 256V255H6ZM112 256V255H111ZM196 256V255H195ZM213 256V254H212ZM211 256V258H212ZM252 256V255H251ZM264 256V255H263ZM2 257V256H1ZM5 257V256H4ZM9 257V256H8ZM7 257V258H8ZM12 257V256H11ZM206 257V256H205ZM209 257V255H208ZM253 257V256H252ZM256 257V256H255ZM10 258V257H9ZM8 258V259H9ZM109 258V257H108ZM223 258V257H222ZM6 259V258H5ZM4 259V261H6ZM16 259V258H14ZM232 259V258H231ZM110 260V259H109ZM252 260V259H251ZM108 261V260H107ZM106 264H112L113 262L109 261ZM204 261H207L204 260ZM219 261V259H218ZM250 261V260H249ZM1 262V260H0ZM12 262V261H11ZM35 262V261H34ZM105 262V261H104ZM102 263V262H101ZM205 263V262H204ZM212 263V262H211ZM251 263V262H250ZM253 263V262H252ZM0 264H3L1 262ZM5 264H10L9 261ZM21 264V263H20ZM231 264V263H230Z\"/></svg>",
  "mask_w": 264,
  "mask_h": 264
}]
</instances>
